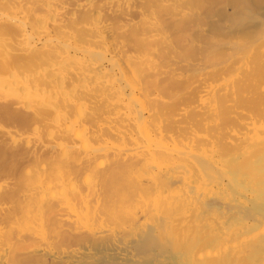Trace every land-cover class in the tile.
I'll return each instance as SVG.
<instances>
[{
	"label": "bare ground",
	"instance_id": "6f19581e",
	"mask_svg": "<svg viewBox=\"0 0 264 264\" xmlns=\"http://www.w3.org/2000/svg\"><path fill=\"white\" fill-rule=\"evenodd\" d=\"M0 264H264V0H0Z\"/></svg>",
	"mask_w": 264,
	"mask_h": 264
}]
</instances>
